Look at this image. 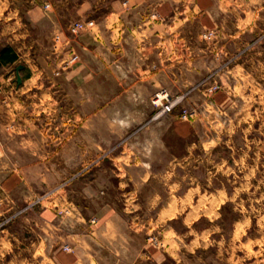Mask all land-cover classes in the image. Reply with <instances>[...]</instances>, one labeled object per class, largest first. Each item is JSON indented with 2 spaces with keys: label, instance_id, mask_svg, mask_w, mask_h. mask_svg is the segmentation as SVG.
I'll use <instances>...</instances> for the list:
<instances>
[{
  "label": "crops",
  "instance_id": "1",
  "mask_svg": "<svg viewBox=\"0 0 264 264\" xmlns=\"http://www.w3.org/2000/svg\"><path fill=\"white\" fill-rule=\"evenodd\" d=\"M106 7L79 0V17L94 24L76 34L70 21H45L32 9L31 24L49 27L46 41L32 34L0 44V220L51 191L0 230V264H160L225 233L198 228L226 200L220 185L212 177L206 190L210 181L202 188L170 161L200 138L214 147L218 130L239 122L243 95L264 93V40L224 67L210 102L199 93L185 102L200 109L198 119L148 121L150 98L162 87L183 91L218 64V51L232 56L248 45L264 31V0H108ZM212 28L217 38L202 39ZM55 30L80 56L70 67L59 68L51 50ZM152 232L157 244L146 239ZM239 235L245 246L252 241L251 264H264V231Z\"/></svg>",
  "mask_w": 264,
  "mask_h": 264
},
{
  "label": "rangeland",
  "instance_id": "2",
  "mask_svg": "<svg viewBox=\"0 0 264 264\" xmlns=\"http://www.w3.org/2000/svg\"><path fill=\"white\" fill-rule=\"evenodd\" d=\"M91 1H94L98 6L99 12L107 9L106 2L108 0ZM77 2H79V0H0V44L14 42L17 38L30 40L32 34L39 36L40 41H46V35L49 29L47 23H36L32 25L29 17L30 10L35 8L41 10L44 16L39 18L45 21L47 19H56L60 22H71L80 18L75 10ZM202 33V39H205ZM56 34H59V30H55L51 33V50L53 53L59 54V68L70 67L73 63L63 66L65 59L70 53L78 52L75 48L68 45V42L63 43L60 36L59 40L55 41L54 36ZM214 38H217V31L212 39ZM263 40L264 31L255 36V38L250 41L248 45L241 48L237 54H233L232 56L225 55L222 57L223 53L218 51L216 53L218 64L198 81L175 94L171 93L166 88L173 95L187 93L181 105L176 107L172 113L160 117H154L156 109L152 106L153 110L149 115L148 121L159 120L169 114H173L176 118L185 121L198 119L201 113L200 109L195 105H185V102L187 100L189 102L196 93H199L210 102L214 94L222 86L220 77L224 73V67H230L236 61H239L250 49L257 46L259 42ZM263 70L264 68L262 71ZM259 78L260 85L264 88V75ZM214 82L218 86L210 96H207L204 94V88ZM248 92L249 91H246V93ZM260 92L261 91L256 94V98L249 99L247 95H243L244 107L242 108V106L237 103L236 106L239 108V112L237 109L234 111L236 113L234 115L236 118L234 123L237 121V118L240 119L239 122L235 123L236 126H231L232 130L227 128L223 130V127H221L218 130L219 135L214 147L208 148L201 145L203 140L200 138V144L198 146H193L192 150L187 151L181 157H172L170 163L183 165L184 174L190 175L193 181H198L199 185L203 186L202 188L206 186L205 184L208 180L210 182H208L209 187H207L206 190H211L210 184H212V181L210 179L213 178L215 179L214 183L220 185V189L223 195L226 196V200L219 204L214 220H203L199 223L198 228L200 229L208 226V228L214 229V231H225V233H223V235H221V233L215 234L213 237H210L211 240L214 239L215 241L207 247H199L192 255L190 253L187 255L184 254L179 261L173 258H167L160 264L252 263V241H249L247 246H245V236H240L239 233L240 231H264V102L262 103L260 101L264 100V93ZM262 104L263 107H261ZM182 107L190 111L195 109L196 113L183 119L180 116ZM127 137L128 136L113 143V145L106 150L107 152L102 156L100 155L101 157L99 156V158L108 157L107 155L115 148L126 143ZM170 141L176 144L177 148H185L184 142L179 143V141L171 138ZM195 141L197 140H194L193 143ZM11 222L12 221H9L7 224ZM183 231H185V228H183ZM228 231H236V234L230 237L227 235ZM146 239L152 244H157L159 242V237L153 232L149 233ZM217 241H219V243H217ZM140 264L157 263L142 262Z\"/></svg>",
  "mask_w": 264,
  "mask_h": 264
},
{
  "label": "built area",
  "instance_id": "3",
  "mask_svg": "<svg viewBox=\"0 0 264 264\" xmlns=\"http://www.w3.org/2000/svg\"><path fill=\"white\" fill-rule=\"evenodd\" d=\"M94 24L93 19H75L71 21L68 25L69 31L73 34L77 33L78 31L85 29L89 26H92ZM216 30L215 29H207L202 33L203 38L205 39H212L213 36H215ZM55 41L59 40V34H56L54 36ZM79 60V54L76 52H72L69 54V56L65 59V63L63 66H67L69 64H72ZM212 82V81H211ZM218 85L214 82L209 85H207L204 88V91L207 96H210L214 91L215 88ZM187 93H181L173 95L171 94L165 87L159 88L157 91L153 93V95L150 98V102L152 106L156 109V113L154 117H160L162 115L172 113L176 107L181 105L183 100L186 98ZM196 113L195 109H192L191 111L185 107H182L180 110V116L181 118H187V116L194 115ZM51 191H47L37 197H35L32 201L27 203L24 207H22L20 210H18L16 213H13L2 220H0V230H2L6 224L11 221L15 216L22 213L23 211L40 204L43 200L47 199L50 195ZM67 211V210H65ZM62 211H59L61 213ZM66 250H70L71 248L67 245L64 246Z\"/></svg>",
  "mask_w": 264,
  "mask_h": 264
},
{
  "label": "water",
  "instance_id": "4",
  "mask_svg": "<svg viewBox=\"0 0 264 264\" xmlns=\"http://www.w3.org/2000/svg\"><path fill=\"white\" fill-rule=\"evenodd\" d=\"M21 68H22V65H18V66L16 67V81H17L18 83L21 82V78H20V76H19V74H18V71H19V69H21Z\"/></svg>",
  "mask_w": 264,
  "mask_h": 264
}]
</instances>
